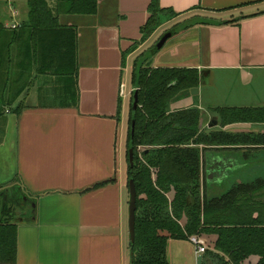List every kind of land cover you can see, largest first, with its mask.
I'll list each match as a JSON object with an SVG mask.
<instances>
[{
    "label": "crops",
    "instance_id": "crops-1",
    "mask_svg": "<svg viewBox=\"0 0 264 264\" xmlns=\"http://www.w3.org/2000/svg\"><path fill=\"white\" fill-rule=\"evenodd\" d=\"M48 1L55 9L56 0ZM152 1L98 0L96 15L60 14L59 25L76 34L72 76L73 65L62 56L57 72L44 71L49 63L39 50L47 45L34 44L22 28L28 0H0V200L18 222L16 264H132L124 98L137 60L164 26L176 33L170 48L168 41L155 54L169 49L165 62L152 66L196 69L202 95L171 110L199 108L204 130L213 119L219 124L207 134H264V124L223 127L220 111L264 108V0H160L177 16L163 15L145 38ZM255 147L202 146L209 171L227 166L225 175L216 171L207 181L226 184L232 173L264 170V147ZM18 203L27 211L18 213ZM167 255L170 264H197L199 257L190 240H169Z\"/></svg>",
    "mask_w": 264,
    "mask_h": 264
},
{
    "label": "trees",
    "instance_id": "trees-1",
    "mask_svg": "<svg viewBox=\"0 0 264 264\" xmlns=\"http://www.w3.org/2000/svg\"><path fill=\"white\" fill-rule=\"evenodd\" d=\"M28 7V20L22 28L30 29L34 44L47 45L39 50L49 63L44 71L57 72L56 60L60 62L62 56L72 63L71 74L75 75L76 34L73 29L61 27L58 16L96 15L98 0H56L55 9L48 0H28ZM149 11L145 38L161 26L163 15L177 16L162 9L160 0H153ZM152 54H156L155 49ZM139 59L132 75L135 90L131 96L127 151L128 183H135L138 195L136 238L134 244L130 242L132 264H170L168 241H189L194 235L216 236L213 247L203 255V264H245L253 256L258 257L257 264H264V170L254 166L232 173L226 184L212 185L206 179L202 155L205 149H201L264 147V134H207L201 127L203 112L199 108L172 111L170 107L181 93L198 87L197 70L153 67L146 59ZM136 90L139 105L133 134ZM220 111L223 127L236 123L264 124V108ZM130 149L134 151L133 165ZM13 213V208L2 206L0 200V264L17 262L18 227L12 222Z\"/></svg>",
    "mask_w": 264,
    "mask_h": 264
},
{
    "label": "rangeland",
    "instance_id": "rangeland-1",
    "mask_svg": "<svg viewBox=\"0 0 264 264\" xmlns=\"http://www.w3.org/2000/svg\"><path fill=\"white\" fill-rule=\"evenodd\" d=\"M171 28H173L171 25H166L160 31H158V33L150 41V43H148L146 45V47H145L146 53H144L143 57H141L139 59L140 61L146 59V63L150 64V65L155 64V62H158V64H161L160 62H165V59L163 57H168L169 54H166V53H168L169 49L166 50V48H165V50L162 52V54L160 53V55L158 56L157 59L155 58V54L153 55L152 52L155 49L158 42L160 41V39L166 34L165 32L170 30ZM179 28H181V26L177 27V29H179ZM168 43L169 44H167V48H170V44L173 43V40L169 41ZM131 89H132V80L130 79V81L128 82L127 90H126L127 94H126V97L124 98V102H125L124 103L125 104L124 105V110H125L124 116H125V122H126V131L123 134V140H124V146H123V151H124V153H123L124 154L123 168H124V172L123 173H124L125 180L127 179L126 181H128V166H129L128 161H127V151H128V136H129L128 135V129H129V118H130V106H131V96H132V90ZM194 89H198V88H193V89L185 91L189 94V96H187V99L185 96L180 97L179 99H176L177 98L176 97L174 102L171 103V106H170V107H172L171 109L174 110V109H179V108H185L187 106V104L191 103V101L198 102L199 97L201 99L202 95L198 96V93L193 92ZM206 96H208V95H206ZM212 121H214V119ZM260 126H262V125H256V127L252 126V128H256V129L260 130V129H262ZM205 130H208L207 126H206ZM126 193H127V197H128V195H129L128 190H126ZM15 208L18 211V213H22V212L26 211V209L21 208L19 203L15 204ZM127 211H128V205H127ZM128 218H129V216H128ZM128 218H127V221H128ZM202 237L206 242V247H208V245L210 247H212L214 245L212 235H204ZM126 252L131 253L130 252V237H129V242H127V245H126Z\"/></svg>",
    "mask_w": 264,
    "mask_h": 264
},
{
    "label": "water",
    "instance_id": "water-1",
    "mask_svg": "<svg viewBox=\"0 0 264 264\" xmlns=\"http://www.w3.org/2000/svg\"><path fill=\"white\" fill-rule=\"evenodd\" d=\"M176 32L174 31H170L168 33H166L158 42V44L155 47V52H159L161 51L164 46L167 44V42L169 41L170 38H172L175 35ZM193 92L198 93L199 90L198 89H194ZM138 105H139V99H138V91L136 90L134 97H133V116H132V129H133V134H134V129H135V123H136V114H137V109H138ZM205 126V121L204 118L202 119L201 122V127L203 128ZM209 128L213 129L219 126L218 121H212L209 123ZM129 160L131 165H133L134 163V151L133 149L129 150ZM137 199H138V195H137V190H136V186L135 183L131 180L129 182V218H128V227H129V235H130V241L132 244H134L135 242V238H136V212H137ZM22 209H26V204L21 203L20 204ZM32 206L35 207V204L32 203ZM27 211V209H26ZM25 212V211H24ZM22 212V213H24ZM13 224L18 223L17 221H12ZM20 223H23L22 221ZM197 264H203V255H199L198 259H197Z\"/></svg>",
    "mask_w": 264,
    "mask_h": 264
},
{
    "label": "built area",
    "instance_id": "built-area-1",
    "mask_svg": "<svg viewBox=\"0 0 264 264\" xmlns=\"http://www.w3.org/2000/svg\"><path fill=\"white\" fill-rule=\"evenodd\" d=\"M16 27L17 26H13V28ZM190 241L195 246L197 254L203 255L204 253H206L207 247L203 238L194 235L190 238Z\"/></svg>",
    "mask_w": 264,
    "mask_h": 264
},
{
    "label": "flooded vegetation",
    "instance_id": "flooded-vegetation-1",
    "mask_svg": "<svg viewBox=\"0 0 264 264\" xmlns=\"http://www.w3.org/2000/svg\"><path fill=\"white\" fill-rule=\"evenodd\" d=\"M208 128H209V127H208ZM209 129H210V128H209ZM204 163H205V165H204V164H203V165H204L205 168L203 167V169H205V174L207 175V177H208L209 175H210L209 177L214 176L213 174H215V172H216L217 170H215V171H214V170H210V171H209V170L207 169V168H208V164H207V162L204 161ZM225 168H227V166H225L224 169L218 170V171H217V174L221 176V175L224 173V175H225ZM213 179H214V178H213ZM218 180H219V179H218ZM214 181H215V179H214Z\"/></svg>",
    "mask_w": 264,
    "mask_h": 264
}]
</instances>
